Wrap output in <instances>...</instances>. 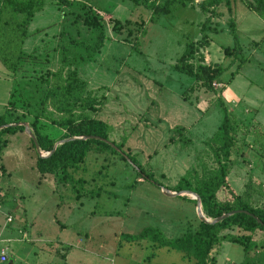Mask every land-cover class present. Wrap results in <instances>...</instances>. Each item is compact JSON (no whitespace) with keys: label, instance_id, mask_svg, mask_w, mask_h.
Returning <instances> with one entry per match:
<instances>
[{"label":"rangeland","instance_id":"374dc122","mask_svg":"<svg viewBox=\"0 0 264 264\" xmlns=\"http://www.w3.org/2000/svg\"><path fill=\"white\" fill-rule=\"evenodd\" d=\"M80 2L100 12L105 35L100 51L82 63L72 54L82 50L69 46L72 52L66 54L65 65L61 64L62 44L69 38L92 44L95 32L83 25L78 7L56 8L47 2L46 9L34 14L27 25L21 46L26 57L15 80L26 96H33L35 86L40 94L44 89L40 80L45 73L60 66L75 69L86 89L99 101L94 117L109 125L108 140L122 141V151L128 152L164 189L137 177L132 167L116 155L92 147L83 165L73 173L74 178L85 182L81 193L90 196L81 195L75 200L69 185L56 189L50 175L37 173L35 152L23 128L22 132L4 136L7 144L0 152V227L5 218L11 217L2 230L10 240L0 239V249L6 248L7 260L9 255L26 252L25 246L36 240L32 249L35 264H190L177 251L153 249L155 245L146 240L128 242L126 235L134 236L143 228L152 227L173 238L197 227L195 203L180 199H190L189 195L168 197L163 191L167 188L174 192L171 189L185 174L193 182L215 168L207 141L221 120L219 103L235 126V133L227 188H219L216 196L224 199L228 192L240 196L246 193L252 206L264 205V134L262 138L252 134L250 113L234 108L237 99L256 89L259 114L264 116L262 21L238 0L231 3L230 13L223 5L205 12L185 2L174 5L164 15H151L148 9L127 0ZM234 4L249 15L247 37L256 43L243 47L254 55L239 52V56H234L233 50L223 56L224 48L233 47L228 21L234 27ZM124 20L128 25L122 24ZM113 21L118 22V32L117 27L111 28ZM140 22L142 34L137 31ZM201 36L210 38V48H201L198 53L204 63L224 68L212 82L224 88L213 87L210 91L193 86L189 76L173 69L185 45L190 41L198 44ZM1 104L0 114L4 111ZM46 111L51 112V108L47 106ZM20 113L15 111L16 115ZM24 120L29 121L30 117ZM41 123L44 131L58 134L55 127L43 120ZM175 128L180 129L179 135ZM222 233L237 237L244 234L237 228ZM252 239L256 245L262 234L255 231ZM209 255L216 264L246 260L241 247L228 242L214 246ZM248 260L249 264H264V252L252 249Z\"/></svg>","mask_w":264,"mask_h":264},{"label":"trees","instance_id":"16d2710c","mask_svg":"<svg viewBox=\"0 0 264 264\" xmlns=\"http://www.w3.org/2000/svg\"><path fill=\"white\" fill-rule=\"evenodd\" d=\"M127 1L134 5L140 4L148 9L151 15L169 14L174 5H184L182 0ZM234 1L203 0L198 6L199 9L205 11L223 5L227 13H230L231 3ZM238 1L262 21L264 33V0ZM44 4L45 0H0V65L12 78L4 111L0 114V152L7 144L4 136L22 132L23 127L18 124L26 123L32 135L33 140L28 139V141L33 151L34 145L41 153H49L53 149L48 156L43 158L38 157L35 153V170L40 176L50 175L52 184L56 189L69 185L74 193L75 200H78L81 195L90 196V193H81L85 182L80 177L74 178L73 173L78 171L83 165L84 157L88 151H92L90 150L92 147L99 152H110L123 162L129 160L130 164L126 163L132 167L137 177L159 189H164L150 173L144 171L134 161L128 152L122 151V141L119 143L110 141L118 150L116 151L100 140L109 141L108 133L110 127L94 117L98 110L99 101L86 89L85 81L78 77L75 69L60 66L54 72L45 73L40 80L44 84L41 94L38 86H35L33 90L35 95L33 96H26L20 88L21 85L15 78L16 74L21 71L26 57L21 50V46L27 36L26 29L29 21L34 14L42 10ZM55 4L58 7H78L82 11L83 25L95 32L92 44L77 42L71 38H69L67 43L62 44L60 46L61 64L65 65L66 54L72 52L69 46L81 49L82 53L72 52V54L83 60L82 63L86 62L87 59L98 53L103 47L105 35L101 18L92 7L75 0H55ZM128 23L127 20H124L122 24L128 25ZM117 24V21H113L111 28L117 27L118 32L119 27ZM142 26L143 22H140L137 29L140 34L143 32ZM228 26L233 47L224 48L222 53L223 56H228L229 52L234 50V56H237L240 49L231 20L228 21ZM126 35L131 37L129 31H127ZM198 44L196 42H188L174 63L173 69L189 76L193 80V86L198 85L206 90L213 91L212 82L221 76L224 68L216 64L210 65L203 62V57L201 53H198V50L208 45L207 38L201 36ZM219 104L222 108L221 120L215 132L207 141L215 168L206 177L195 179L193 182L187 179V174L183 175L171 191H189L195 194L199 198L200 212L203 218L209 221L233 210H240L246 213L238 212L215 223L199 221L193 231H186L182 235L173 238L165 237L156 228L146 227L134 236L126 235L128 242L146 240L150 244L155 245L153 249L166 248L177 251L190 264H216L215 259L210 257L209 254L211 249L221 242L233 243L241 247L246 260L239 264H249L248 253L252 249L258 248L264 252V205L252 206L246 193H244V196H240L228 192L229 196L224 199H218L216 196L219 188H227L226 174L235 133V126L231 123L222 103ZM47 106L51 108V112L46 111ZM17 110L21 111L19 115L15 114ZM25 117H30V120L25 121ZM42 120L47 122L48 125L55 127L59 131L58 134L54 135L53 132L44 131ZM174 130L178 132L180 129L175 128ZM54 144L56 145L53 148ZM165 189L168 190L167 188ZM180 199L194 203L193 200L185 196L180 197ZM231 228H237L244 234L237 237L229 233H222ZM255 231H259L262 234L261 241L256 245L253 244L252 239Z\"/></svg>","mask_w":264,"mask_h":264},{"label":"crops","instance_id":"0c3cea01","mask_svg":"<svg viewBox=\"0 0 264 264\" xmlns=\"http://www.w3.org/2000/svg\"><path fill=\"white\" fill-rule=\"evenodd\" d=\"M75 1L80 2V0H75ZM202 1L203 0H184L183 2L184 3L186 2V4H194V6H198L197 4H200ZM47 2H49V4H51V5H54L56 8H60L55 4V0H45V4H44V6L40 12H42L44 10ZM236 7H237V9H236ZM92 9L95 10L97 13H100L98 9H95V8H92ZM40 12H38L36 14H39ZM205 16L207 18L208 14H205ZM248 16L249 15H247V12L244 9H242V7H240L237 4L236 5L234 4V17H233L234 18V30H235V33L237 36L238 46L241 50L240 52L241 53L245 52L247 55H254L253 51L251 49H249V50L246 49V51H245V48L243 47L244 45H246L249 42L256 43V41L253 39H250V41H249V37H247V35H248V31H247L248 24L246 21L248 19ZM209 20L212 21V19H209ZM208 45H210V38L208 39ZM208 48H210V47L207 46L206 49H208ZM235 72H237V71H235ZM252 72H254V70H252ZM11 82H12L11 76L0 65V99H1V96L4 97V100H0V103H2L1 104L2 109H4L5 103L8 99V92H9L10 87H11ZM224 87L225 86L223 85V88ZM253 91H255V93L252 92V94H251V92L249 91V93H247L248 96L242 97L240 100L237 99V101L234 103V106L236 105V107H234V108H238L237 111L240 110V112H241V110H242V112H245L246 114L250 113V116H248V117L252 118V121H251L252 125L249 128L251 129L252 134H254V132H255V134H258L262 138L263 137L262 134H264V116H260V114H259V112H260L259 111L260 97H259L258 93L256 92L257 90L255 89ZM8 217H10V216H8ZM5 226H6V218H5L4 225L0 227V237H1L0 239L5 240V241H9L10 239L8 238L7 234L2 231ZM15 234H17V232ZM31 241L35 242L34 243L35 245L37 244L36 240L35 241L31 240ZM34 244L26 245L25 246L26 252H24L21 255H18V254L15 255V253L12 255H9L7 260L11 259V260H9V261H11V264H13L14 262H15V264H35V262L37 261L36 255H34V252L32 251Z\"/></svg>","mask_w":264,"mask_h":264},{"label":"water","instance_id":"95a60500","mask_svg":"<svg viewBox=\"0 0 264 264\" xmlns=\"http://www.w3.org/2000/svg\"><path fill=\"white\" fill-rule=\"evenodd\" d=\"M18 125H21V126L24 128V132L27 134V136L29 137V139L33 140V139H32V135H31L30 131L27 129L26 124H25V123H19ZM83 138H84V137H83ZM91 138H93V139H99V138H97V137H91ZM100 140L103 141V142H105L106 144H108L110 147H112V148L115 149L116 151H118L110 141L102 140V139H100ZM55 145H56V144L53 145V148H54ZM34 151H35V153H36V155H37L38 157L43 158V157L48 156V155L50 154V152L53 151V149H52L49 153H43V154H42V153L37 149V147L34 145ZM125 159H126V158H125ZM126 162H127L128 164H130L129 160H126ZM161 189H163V188H161ZM163 192H164V195H165V196H168V197H174V196H178V195H180V194H187V195H189L190 199L193 200L194 203H195V211H196V214H197L198 220H199L200 222H204V223H215V222H218L219 220H221V219H223V218H226V217H228V216H230V215H232V214L238 213V212L246 213V212H244V211H240V210H233V211H229L228 213H225V214L220 215L219 217L215 218L214 220L209 221V220H207V219H204L203 216L201 215V212H200V204H199V198H198L195 194H193V193H191V192H189V191L169 192V191H167L166 189H165ZM6 264H11V261H8Z\"/></svg>","mask_w":264,"mask_h":264},{"label":"built area","instance_id":"2783aa9c","mask_svg":"<svg viewBox=\"0 0 264 264\" xmlns=\"http://www.w3.org/2000/svg\"><path fill=\"white\" fill-rule=\"evenodd\" d=\"M212 87L220 88V87H223V85L219 84V83H212ZM9 222H11V218L7 217L6 218V223H9ZM5 253H6V248L0 249V264H5L6 263Z\"/></svg>","mask_w":264,"mask_h":264}]
</instances>
